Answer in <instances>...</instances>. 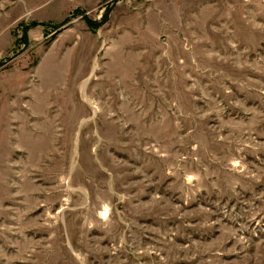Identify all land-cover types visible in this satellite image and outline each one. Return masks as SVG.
Wrapping results in <instances>:
<instances>
[{
	"label": "rangeland",
	"instance_id": "obj_1",
	"mask_svg": "<svg viewBox=\"0 0 264 264\" xmlns=\"http://www.w3.org/2000/svg\"><path fill=\"white\" fill-rule=\"evenodd\" d=\"M159 2L0 0V121L60 105L34 173L3 128L0 264H264V0Z\"/></svg>",
	"mask_w": 264,
	"mask_h": 264
},
{
	"label": "crops",
	"instance_id": "obj_2",
	"mask_svg": "<svg viewBox=\"0 0 264 264\" xmlns=\"http://www.w3.org/2000/svg\"><path fill=\"white\" fill-rule=\"evenodd\" d=\"M169 1L160 0L159 4H167ZM154 36L155 42L160 41V34L156 33ZM121 79L123 78L121 77ZM38 92V89L35 88L28 89L23 96L13 98L11 102H3L1 105L3 118L0 121V152L3 151V147L7 145L10 139L9 133L3 132V128L7 123L10 124L11 119L18 124L12 138L15 140L14 149L16 152L26 154L27 169L31 173L43 167L47 152H51V144L54 138L59 137V101L52 99V91V93L47 94L46 98L39 97ZM7 112L8 117L6 116ZM45 146L47 148H44ZM26 182L27 186H24V191L10 195V199L25 200L33 204L32 207H36L39 203L37 202L39 200L37 194L40 188L31 178H27Z\"/></svg>",
	"mask_w": 264,
	"mask_h": 264
},
{
	"label": "bare ground",
	"instance_id": "obj_3",
	"mask_svg": "<svg viewBox=\"0 0 264 264\" xmlns=\"http://www.w3.org/2000/svg\"><path fill=\"white\" fill-rule=\"evenodd\" d=\"M106 210L102 213L103 215L105 214Z\"/></svg>",
	"mask_w": 264,
	"mask_h": 264
}]
</instances>
